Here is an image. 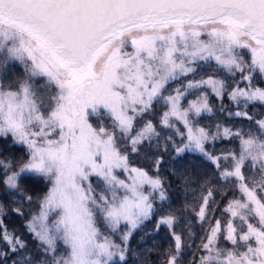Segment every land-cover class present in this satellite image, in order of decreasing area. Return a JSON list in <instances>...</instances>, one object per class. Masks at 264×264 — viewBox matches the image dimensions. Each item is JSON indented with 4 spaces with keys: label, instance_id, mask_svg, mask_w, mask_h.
I'll use <instances>...</instances> for the list:
<instances>
[{
    "label": "snow or ice",
    "instance_id": "obj_1",
    "mask_svg": "<svg viewBox=\"0 0 264 264\" xmlns=\"http://www.w3.org/2000/svg\"><path fill=\"white\" fill-rule=\"evenodd\" d=\"M257 103L264 0H0V192L32 205L26 185L46 184L24 222L35 251L0 219V264H127L130 237L153 217L169 229L165 264L186 251V264H264V117L248 111ZM225 111L248 125L211 123ZM223 140L236 145L209 150ZM142 151L151 170L132 159ZM167 154L214 168L189 221L199 244L191 227L175 230L183 217L160 174Z\"/></svg>",
    "mask_w": 264,
    "mask_h": 264
},
{
    "label": "trees",
    "instance_id": "obj_2",
    "mask_svg": "<svg viewBox=\"0 0 264 264\" xmlns=\"http://www.w3.org/2000/svg\"><path fill=\"white\" fill-rule=\"evenodd\" d=\"M23 69L17 66L16 72L22 73ZM175 87V85H172ZM191 99V97H189ZM212 105L215 108L220 107V101L215 97H212ZM226 109H231L235 111V106L231 105L227 98L223 101ZM251 115H254L256 119L264 117V105L259 103L252 105L248 109ZM219 120L220 122L226 123L234 128L246 127L248 125L247 120H242L241 118L228 117L227 111L219 113L214 117L211 123L215 124ZM208 123L207 120L204 121ZM236 145V141L223 140L217 141L215 144H209V150H213L219 153L223 150H227ZM3 145H0L2 147ZM13 149H9V152ZM7 154V153H6ZM132 159L138 162L139 166L149 168L151 170V159H145L143 151L140 156H133ZM214 168L210 162L204 160L199 155H191L186 157L183 161L174 160L170 154L165 155V161L161 165L160 174L163 179L168 183L166 185L169 197H170V207L171 210L178 216L183 217V219L178 220L175 226L177 232H187L188 228L191 227L192 231L196 233L195 243L199 244L201 236L204 235L200 230L199 224H190L189 221H195L194 212L198 210L201 192V184L204 182L206 177H211ZM155 174V173H152ZM46 191V184L43 179L36 182H29L26 185V192L32 194L33 204L30 205L26 200L21 202V197L17 194L15 197L10 195H4L0 192V205H3V214H0V219H3L5 226L9 230L15 229L17 235H21L29 244V247L35 251L36 243L31 235L27 233L24 228V222L28 219L31 214L33 205L35 204V195L37 192ZM221 189H217V201H220L218 205V210L215 213L217 217L220 216V209L223 208L224 203L227 199H222L220 195ZM234 193L229 192L228 197L233 196ZM185 205H190L187 212L184 211ZM168 205L166 204L165 207ZM216 205H214L215 207ZM21 207L25 215L20 216L12 211V209ZM159 215V213H158ZM227 216H224V221L226 222ZM214 222V221H213ZM205 228L208 227L207 223L204 225ZM123 230V229H122ZM119 240V239H118ZM190 240L186 236L185 243H189ZM171 243V237L169 234V229L166 226H161L159 229L156 228V217L151 220L146 221L145 224L134 230L133 235L129 239V250L126 255L127 264H165L161 261L160 254L168 248ZM2 246V245H0ZM193 251H195V244H193ZM193 252L186 251L184 259L181 264H186L188 260L192 258ZM116 264H120L118 258L116 259Z\"/></svg>",
    "mask_w": 264,
    "mask_h": 264
},
{
    "label": "rangeland",
    "instance_id": "obj_3",
    "mask_svg": "<svg viewBox=\"0 0 264 264\" xmlns=\"http://www.w3.org/2000/svg\"><path fill=\"white\" fill-rule=\"evenodd\" d=\"M91 122L94 124V125H96V126H98V123H97V121H96V119L95 118H92V120H91ZM123 229V228H122ZM121 229V231H124V229L122 230ZM114 239H116L117 240V242H119V233L114 237Z\"/></svg>",
    "mask_w": 264,
    "mask_h": 264
}]
</instances>
